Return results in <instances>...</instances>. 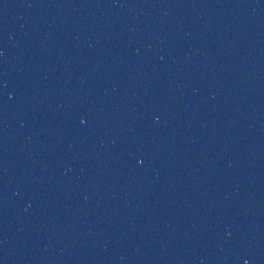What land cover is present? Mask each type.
<instances>
[{
  "label": "water",
  "instance_id": "1",
  "mask_svg": "<svg viewBox=\"0 0 264 264\" xmlns=\"http://www.w3.org/2000/svg\"><path fill=\"white\" fill-rule=\"evenodd\" d=\"M0 264H264V0H0Z\"/></svg>",
  "mask_w": 264,
  "mask_h": 264
}]
</instances>
